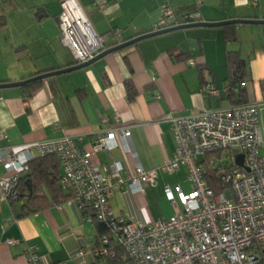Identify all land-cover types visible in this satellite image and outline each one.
<instances>
[{
	"label": "crops",
	"instance_id": "0c3cea01",
	"mask_svg": "<svg viewBox=\"0 0 264 264\" xmlns=\"http://www.w3.org/2000/svg\"><path fill=\"white\" fill-rule=\"evenodd\" d=\"M61 1L0 0V84L74 65L71 53L59 42ZM77 1L95 33L108 36L109 47L153 31L161 24L164 10L171 12L167 23L175 25L186 24V17L196 22L264 20V0H202L200 4L196 0ZM37 9L43 12L35 16ZM231 26L235 40L226 41L225 27ZM227 51L238 52L246 63L244 87L251 101L248 87L264 81V25L176 31L140 41L84 69L51 76L36 85L0 89V151L13 153L25 145L62 136L90 149L98 132L127 128L130 152L102 150L93 163L103 175L109 173L112 161L120 162L124 172L136 164L145 170L158 169L172 159L176 148L170 116L230 106L224 96L202 91L206 83L216 89L225 85ZM201 66L204 70L199 71ZM128 80L136 92L132 101L127 99ZM53 158L57 167L42 162L31 169L36 199L28 201L31 185L28 180L20 181L27 174L19 179L18 200L0 199V264H27L31 247L49 264H92L89 256H78L81 249L93 245L90 212L79 209L73 199H62L69 194L59 184L62 168ZM4 173L0 167V177ZM49 175L57 177L59 193L47 185ZM186 178L182 167L172 174L158 170L154 184L143 185L142 192L115 184L111 211L135 223L167 219L174 208L166 201L163 188L180 186L187 193ZM8 240L15 243L7 245Z\"/></svg>",
	"mask_w": 264,
	"mask_h": 264
},
{
	"label": "built area",
	"instance_id": "2783aa9c",
	"mask_svg": "<svg viewBox=\"0 0 264 264\" xmlns=\"http://www.w3.org/2000/svg\"><path fill=\"white\" fill-rule=\"evenodd\" d=\"M196 1L200 4L202 0ZM170 18L171 12L164 10L161 24L154 30L167 27ZM58 28L59 42L71 53L74 65L93 60L109 47L108 36L95 33L77 0L60 2ZM118 35L113 33L115 38ZM202 91L220 98L237 88L224 85L216 89L206 83ZM168 119L175 152L172 159L154 170L136 164L124 172L120 162L112 161L107 167L109 173L103 175L93 163L102 150L124 155L130 152L131 132L127 128L98 132L90 149L80 148L70 136H62L25 145L13 153L0 151V167L5 170L0 177V199H17L19 179L28 172L29 163L54 156L62 168L60 186L72 193L79 209L90 212V222L107 226L109 236L103 237L101 244L114 241L123 253L121 264H264V97L216 109L191 110ZM224 153L230 162L224 167L215 168L213 160H205ZM237 155L243 156L242 166L235 163ZM206 166L218 169V190L207 184ZM182 167L187 171L190 190L185 193L180 186H164V197L174 208L169 218L135 223L111 211L115 184L142 192L143 185L154 184L158 170L172 174ZM14 243L7 241V245ZM78 256H89L92 264H97L115 259L116 253L102 247L83 248ZM27 264L49 263L31 247Z\"/></svg>",
	"mask_w": 264,
	"mask_h": 264
},
{
	"label": "trees",
	"instance_id": "16d2710c",
	"mask_svg": "<svg viewBox=\"0 0 264 264\" xmlns=\"http://www.w3.org/2000/svg\"><path fill=\"white\" fill-rule=\"evenodd\" d=\"M184 22L185 23H192V22H195V20L190 18V17H186ZM173 25H175V24L174 23H167V26H173ZM225 39H226V41H234L235 40L234 27L233 26L225 27ZM115 45L116 44H114V46ZM225 57H226V63H227V68H228V75H227L225 85H228L231 88H237V91L235 93L230 92L229 95L227 97H224V98H226L228 100L230 105H237V104L246 103V102H248L246 88L244 87V83H245L246 79L248 78V70H247L246 63L240 57L238 52L227 51ZM202 70H204L203 66H201L199 68V71H202ZM36 84L37 83H34L33 85H36ZM125 88L127 91L128 101H132L135 97L136 92H135L134 86L131 83V81H129V80L126 81ZM259 89H260L261 93H264V81H261L259 83ZM53 157L54 156H45L43 158H37V159H35L29 163L28 172L26 173L27 174L26 177L23 180H20L21 182L28 180V184L31 185L32 194L31 195L28 194V201L29 202H30V200L37 198V196L35 194V184H34V181L31 179V176L33 174L31 169L33 168L34 163L40 164L42 162H44V163L48 162L49 165L51 163L52 166L56 165V167H57V161ZM217 170H210L207 167L206 178H205L207 184L215 190H218L220 187L219 179L215 175ZM49 178H50V181L47 182V185H49V188L55 190L56 192L58 190V193H59V189L57 187V177H55L53 175H49ZM20 181H19V184H20ZM19 187H20V185H18V187H17L18 198L20 196ZM68 194L69 195L63 196L62 199H64V200L73 199L72 193L68 191ZM28 201H27V203H29ZM93 227H94V240H93V243H92L93 245L91 246V248H94V249L98 248L99 249L102 247V248H107L110 251L115 252L116 258L105 261V263L106 264H121L120 261L122 259L123 253H122L121 249L116 246L115 242L109 241V243L106 245L101 244V240L103 239V237L109 236V231H108L107 226L104 224L97 223L96 221H93ZM110 239H111V237H110Z\"/></svg>",
	"mask_w": 264,
	"mask_h": 264
},
{
	"label": "water",
	"instance_id": "95a60500",
	"mask_svg": "<svg viewBox=\"0 0 264 264\" xmlns=\"http://www.w3.org/2000/svg\"><path fill=\"white\" fill-rule=\"evenodd\" d=\"M42 12H43L42 9H37L35 12V16L39 15ZM227 25H234V26H237V25H264V20L261 21V20L231 19V20L221 21V22L199 21V22H192V23H186V24L167 26V27H164V28H161L158 30H153V31H150L148 33L139 35V36L134 37L130 40L121 42L120 44H118L116 46L108 47L106 50H104L102 53H100L97 57H95L93 60H91L87 63H83V64H79V65H73L71 67H67L65 69H61L58 71H53V72H49L46 74L37 75V76L31 77L29 79L19 81V82L3 83V84H0V89L24 87V86L31 84V83L43 81L44 79H47L51 76L61 75V74L69 73L72 71L84 69V68L88 67L89 65H91L93 62L99 60L100 58H103V57H105L111 53H115V52L127 49L133 45H136L138 42L149 39V38L165 35V34L176 32V31H181V30L194 29V28H218V27L227 26ZM235 163L237 166H242L243 156L237 155L235 157Z\"/></svg>",
	"mask_w": 264,
	"mask_h": 264
},
{
	"label": "rangeland",
	"instance_id": "374dc122",
	"mask_svg": "<svg viewBox=\"0 0 264 264\" xmlns=\"http://www.w3.org/2000/svg\"><path fill=\"white\" fill-rule=\"evenodd\" d=\"M248 93H249V98L252 100H261L263 97H264V93H261L260 89H259V86L258 85H250V87H248ZM264 155V152L262 153ZM206 160H213L214 162V167L215 168H221V167H224L226 165H229V161L226 159V153L224 154H218V155H211V156H208ZM179 179V178H177ZM159 191H158V194H157V197L159 196ZM164 206V205H162ZM165 207V208H164ZM164 212H167V209H166V205L164 206ZM97 264H106V263H103L101 261H99Z\"/></svg>",
	"mask_w": 264,
	"mask_h": 264
}]
</instances>
